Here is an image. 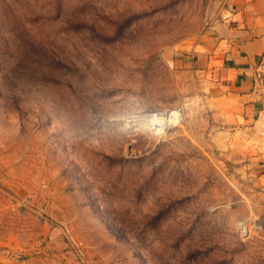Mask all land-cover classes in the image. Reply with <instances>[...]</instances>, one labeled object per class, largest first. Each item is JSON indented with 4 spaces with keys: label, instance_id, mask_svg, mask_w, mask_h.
<instances>
[{
    "label": "rangeland",
    "instance_id": "374dc122",
    "mask_svg": "<svg viewBox=\"0 0 264 264\" xmlns=\"http://www.w3.org/2000/svg\"><path fill=\"white\" fill-rule=\"evenodd\" d=\"M230 3L0 0V264H264V118L187 58Z\"/></svg>",
    "mask_w": 264,
    "mask_h": 264
},
{
    "label": "crops",
    "instance_id": "0c3cea01",
    "mask_svg": "<svg viewBox=\"0 0 264 264\" xmlns=\"http://www.w3.org/2000/svg\"><path fill=\"white\" fill-rule=\"evenodd\" d=\"M230 4L188 65L219 82L234 115L256 123L264 118V0Z\"/></svg>",
    "mask_w": 264,
    "mask_h": 264
},
{
    "label": "bare ground",
    "instance_id": "6f19581e",
    "mask_svg": "<svg viewBox=\"0 0 264 264\" xmlns=\"http://www.w3.org/2000/svg\"><path fill=\"white\" fill-rule=\"evenodd\" d=\"M158 116H161L162 118H165V115H163V114H157ZM156 115V116H157ZM167 118V117H166ZM158 125V124H157Z\"/></svg>",
    "mask_w": 264,
    "mask_h": 264
}]
</instances>
